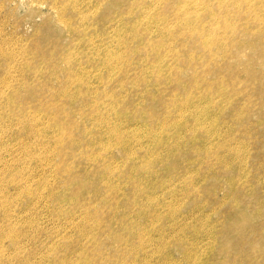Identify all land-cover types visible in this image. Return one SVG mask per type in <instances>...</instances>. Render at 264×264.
I'll list each match as a JSON object with an SVG mask.
<instances>
[{
    "label": "rangeland",
    "instance_id": "1",
    "mask_svg": "<svg viewBox=\"0 0 264 264\" xmlns=\"http://www.w3.org/2000/svg\"><path fill=\"white\" fill-rule=\"evenodd\" d=\"M166 260L264 264V0H0V264Z\"/></svg>",
    "mask_w": 264,
    "mask_h": 264
},
{
    "label": "bare ground",
    "instance_id": "2",
    "mask_svg": "<svg viewBox=\"0 0 264 264\" xmlns=\"http://www.w3.org/2000/svg\"><path fill=\"white\" fill-rule=\"evenodd\" d=\"M157 247H158V249H160L161 248V245H158ZM164 264H170V260H166Z\"/></svg>",
    "mask_w": 264,
    "mask_h": 264
}]
</instances>
